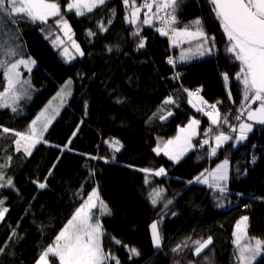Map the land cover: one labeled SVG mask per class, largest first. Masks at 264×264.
Segmentation results:
<instances>
[{"label": "trees", "instance_id": "1", "mask_svg": "<svg viewBox=\"0 0 264 264\" xmlns=\"http://www.w3.org/2000/svg\"><path fill=\"white\" fill-rule=\"evenodd\" d=\"M59 2L84 53L74 61L65 62L52 47L60 33L54 25L49 30L48 25L19 20L12 26L22 49L36 63L30 79L38 92L15 113L0 108V164L6 165L2 172L13 183L11 188H0V200L8 209L0 221V264H35L95 188L111 210L100 222L102 245L120 264H236L232 241L241 217L249 218L248 236L264 240V125L254 124L240 145L235 147V140H230L216 155L210 154L212 140L207 137L221 131L235 137L229 129L240 123L236 116L243 93L235 79L238 64L225 52L226 38L207 0H183L176 11L175 27L183 28L201 18L207 35L215 37L213 56L186 65L179 64L177 49L156 31L154 21L152 26L142 23L143 12L138 23L145 47L137 50L140 37L132 36L135 27L125 20L130 11L126 12L123 0H106L104 6L80 17L66 11L68 0ZM142 2L138 0V4ZM101 24L106 31L100 30ZM89 32L95 35L89 36ZM170 57L174 66L168 63ZM224 73L229 76L227 86ZM68 79L72 94L43 142L31 155L17 151L12 131L26 132ZM0 81L5 86L2 73ZM196 90L207 105L216 104L220 112L221 122L211 127L214 131L207 137L204 133L211 121L193 107L200 103L193 99L189 103L188 92ZM169 96L176 103L159 111ZM168 110L173 114L159 119ZM192 119L200 122L198 136L192 140V150L178 162L153 151L159 140L174 138ZM4 127L12 131L3 133ZM109 139L119 141V152L105 143ZM204 139L209 144L201 147ZM225 159L229 170L223 195L217 188L196 182L201 173ZM160 168L165 170L160 177L140 171ZM41 182L46 184L44 189L38 187ZM153 189L163 190L155 206L149 199ZM169 200L172 203L165 209ZM156 221L162 238L159 249L153 247L150 232ZM189 237L193 241L211 237L212 244L198 257L192 249L173 252ZM128 248L138 249L139 255L130 259ZM257 264H264V259Z\"/></svg>", "mask_w": 264, "mask_h": 264}, {"label": "snow or ice", "instance_id": "2", "mask_svg": "<svg viewBox=\"0 0 264 264\" xmlns=\"http://www.w3.org/2000/svg\"><path fill=\"white\" fill-rule=\"evenodd\" d=\"M126 12L130 11V15L125 16V20L135 30L132 32L133 37H140V13L142 9H147L143 13L144 25L152 26L153 21H159L160 26L156 28L161 36L167 37L173 47L179 46L182 43H187L189 48L182 50L180 61L187 62L193 58V55L204 56L211 55L215 49V37H209L204 30L203 21L201 18H196L183 28H177L178 23L176 11L183 3V0H143L138 4V0H123ZM211 6V12L218 22L223 36L226 38L225 52L232 59L233 63L238 64V71L235 74V79L239 82L242 88L243 99L239 114L236 116L238 121L239 133L233 137L231 135L220 132L215 136V146L210 148V154L216 155L217 149L221 148L230 140H235L240 143L248 138V133L253 130V124L264 125V0H207ZM106 0H68L66 11H74L77 17L84 16L86 13H91L95 8L104 6ZM155 9V11H153ZM164 13L163 16L160 13ZM56 18V19H53ZM19 20H25L33 24L39 23L48 25L49 30L54 25L57 29L62 31L69 40H71V27L68 20L64 18L61 11V4L59 0H0V73L3 75L7 86L4 87L0 81V108H10L12 112H17L20 100V93L23 91V85L29 84L27 80L21 79L20 68L31 72L32 65L35 61L31 58H23L20 46L12 43L13 39H18L11 35L9 40L3 37L9 35L4 32L7 22L19 23ZM52 20V24L49 21ZM111 23V20L108 21ZM101 31H106L103 24L99 25ZM44 29H42L43 31ZM89 36L95 35L93 32L88 33ZM48 38L47 36L45 37ZM63 44L59 36L53 41V46L56 47ZM76 51L83 55L79 46L72 41ZM137 50L145 47V40L140 37L136 45ZM194 49V53H193ZM111 51V49H109ZM62 56L65 57V62L74 57L69 56L67 47L63 48ZM19 57V58H17ZM168 63L174 64L172 58H169ZM179 78V74L176 75ZM226 86L229 82L227 73L223 74ZM71 81L66 82L64 88L53 97L52 101L45 107L44 110L34 119L26 132L12 131L7 127L2 129L3 133H9L17 137L14 141L16 150L20 151L23 147L26 155H31V150L35 148L36 144L43 142L44 132L47 131L49 125L59 115V109L65 102V97L70 95L68 87ZM19 86V87H18ZM185 91H187L185 89ZM197 92H188L189 97H196L199 100L200 106L196 107L198 112L204 113L212 125H218L221 122L220 112L216 104L207 105L205 101L198 96ZM231 98V93H229ZM59 100L58 105H54L53 101ZM176 101L171 97H167L161 109L164 111L165 105L175 104ZM189 103L192 100L189 99ZM219 103V102H217ZM253 104H258L253 108ZM87 107V105H85ZM171 110L167 111V115H160L159 119L165 120L167 116H171ZM156 115L155 113L153 114ZM246 117V121L242 120ZM227 123V121H224ZM199 121L192 119L186 127H181L178 135L174 140H169L163 145V149L159 145L153 149L158 155L163 150L164 154L170 160L178 162L179 159L189 151L194 145L192 138L197 135V128ZM214 131L209 128L204 135L207 137ZM231 131L236 132L237 127L231 126ZM75 135V133H73ZM114 152H119L122 145L119 141H105ZM209 144L208 139L202 140L200 146ZM235 146V144H233ZM96 159V157H92ZM11 160V157H8ZM255 162V158L253 159ZM6 165L0 164V188L13 187L11 178L5 177L2 169ZM228 161L225 159L217 168L211 173L213 183L210 187L217 188L221 195L226 191V181L228 180ZM145 173H151L155 176L165 174V170L160 168L157 171L150 169H142ZM51 174V173H49ZM46 179V178H45ZM198 183H207L204 178V173L196 178ZM33 183H37L33 181ZM145 183H149L148 176H145ZM191 183V182H190ZM40 189L46 187L45 183H38ZM162 189H153L149 193V199L153 206H155L161 199ZM172 203L167 201L164 205L165 209ZM4 201L0 200V221L4 220L5 213L8 211L3 207ZM99 207V215H111V210L100 200L98 192L93 189L87 195V199L76 209L74 214L64 228L55 237L52 245H49L40 255L37 264H55L58 259L59 264H110L115 261V264H120V261L110 251L106 252L102 245V238L104 232L98 219L93 218L92 210ZM175 215V213H172ZM248 217L243 216L237 222L233 232L234 257L236 264H257L259 259H264V240L248 236ZM15 231H13V236ZM152 244L154 248L161 247V237L158 229V222L151 224ZM11 239V237H10ZM190 241V242H189ZM115 243L120 244L119 240ZM212 244V238L208 237L206 240H191L189 237L181 245H178L173 252L180 253L185 249H192L194 256H199L201 252ZM127 248L128 246L125 245ZM3 249L0 248V252ZM129 258L138 256L139 251L136 248H128ZM195 264V261L190 262Z\"/></svg>", "mask_w": 264, "mask_h": 264}, {"label": "rangeland", "instance_id": "3", "mask_svg": "<svg viewBox=\"0 0 264 264\" xmlns=\"http://www.w3.org/2000/svg\"><path fill=\"white\" fill-rule=\"evenodd\" d=\"M150 2H151V0H150ZM145 11H147V9H142L141 12L144 13ZM16 24H17V23H12L11 21H8V22H7V26L4 28V32H5V33H8L9 35H5V36L3 37L6 41L9 40V38H10L11 35H14L15 37H17V35H16L14 29H12V26H14V25H16ZM69 26H70V25H69ZM71 30H72V29H71ZM58 36H59V37L61 38V40L63 41V44H59L58 46L54 47V46H53V41L56 39V38H55V39L52 41V47H53L55 50L59 51L60 53H62L64 47H67L68 50H69V56L74 57L73 59H69L68 62H72V61H74L77 57L82 56V55H80V54L76 51V48H75V47L73 46V44H72V41H75V44L79 46V44H78V43L76 42V40H74V38H73V32H72V31H71V40H69L67 37H65V35H64V33H63L62 31H60V33H59ZM209 37H210V36H209ZM12 43H14V44H18V45L20 46V51L22 52L23 58H25V59L31 58L32 60H34L31 56H29L28 54H26V52L22 49V46H21V43H20L19 39H13V40H12ZM188 48H189V45H188L187 43H182V44H180L179 46H176V47H175V49H177V51H178V54H177L176 58H177V61L179 62V64H181V65H186V64H188V63H190V62H192V61H194V60H201V59H204V58H207V57H211V56L214 55V53H215V49H216V48L213 49L211 55H208V54H206V55H204V56L193 55V58L190 59V60H188L187 62H181L180 59H179L180 56H181V52H182V50H186V49H188ZM79 49H80V51H81L80 46H79ZM81 52H82V51H81ZM193 53H194V49H193ZM61 55H62V54H61ZM17 58H19V57H17ZM35 66H36V63H35L34 65H32V70H33V68H34ZM19 70H20V72H21V79H22V80H27V81H29V82H30V85H29V84H25V85H23V91L20 93L21 98H20V100L17 102V104H18L17 110H18L19 108H21V107H24L26 104H29L30 101L33 99V97H34V96L37 94V92H38V88L35 87V86L32 84L31 79H30V74H31L32 70H31V72H28V71H26V70L23 68V66H21V68H20ZM223 79H224V78H223ZM68 81H71V80H70V79L66 80V81H65V82H64V83L58 88V91H57V92H56V93L50 98L49 101H52V100H53V97H55L56 94H57L58 92H60L62 88H64L66 82H68ZM224 83H225V81H224ZM228 84H229V82H228ZM225 85H226V84H225ZM6 86H7V82L5 81V86H4V87H6ZM18 87H19V86H18ZM2 91H3V90H2ZM68 91H70V93L72 94V81H71V83H70V85H69V87H68ZM71 94L65 97V102H64L63 106L60 107V109H59V114H60V112L63 110V108L65 107V105H66V101H67L68 98L71 96ZM193 100L195 101V103H197V104L199 103V100H198L196 97H193ZM49 101H48L47 104L42 108V110H44L45 107L49 104ZM53 103H54V105H58V104H59V100L53 101ZM193 104H194V103H193ZM257 106H258V105H257ZM257 106H256V107H257ZM252 107L255 108V106H252ZM8 109H10V108H8ZM42 110H40V111L38 112L37 116L40 114V112H41ZM37 116H36V117H37ZM36 117H35L34 119H36ZM57 117H58V115L55 117V119H54V120L52 121V123L49 125L48 129L50 128V126L53 124V122L56 120ZM242 120L246 121V117H243ZM240 122H241V121H240ZM246 122H248V123H252L251 121H246ZM31 123H32V122H31ZM31 123L29 124V126L31 125ZM187 125H188V124H186L184 127H186ZM238 125H239V124L236 125V127H237V131H236V132H232V131H231V128L229 129L231 133H234V134H235V136H237L238 133H239ZM253 125H254V124H253ZM29 126H28V128H29ZM198 127H199V126H198ZM48 129H47V131H48ZM179 130H180V128L178 129V132H177L176 136L178 135ZM47 131H46V132H47ZM46 132H44V135L46 134ZM221 132H222V131H221ZM219 133H220V132H218L217 134H214V135L211 136V137H207L208 139L211 138V140H212V145H211V147H214V146H215V136L218 135ZM224 133L230 135V133H227V132H224ZM250 133H251V132H249L248 134H250ZM44 135H43V137H44ZM176 136H175V137H176ZM197 136H198V128H197V135H195V136L192 138V140H193L194 138H196ZM175 137L172 138V139H170V140H174ZM112 140H115V139H109V140H107V141H112ZM167 141H169V140H167ZM167 141H165V140H159V143H158L159 147H160L161 149H163V145H164ZM241 143H243V141L240 142V143H236V142L234 141L235 147L238 146V145H240ZM38 144H39V143H38ZM38 144H36V146H37ZM15 146H16V144H15ZM36 146H35V147H36ZM211 147H210V148H211ZM192 148H193V147H192ZM192 148H191L189 151H191ZM33 149H34V148H33ZM33 149H32V150H33ZM20 150L24 151V150H23V147H21ZM32 150H31V152H32ZM120 150H121V149H120ZM189 151H187L183 156H185ZM160 153L164 154L163 150H162ZM164 155H165V154H164ZM165 156H166V155H165ZM183 156H182V157H183ZM166 157L168 158V156H166ZM182 157H181V158H182ZM181 158H180V159H181ZM168 159H169V158H168ZM180 159H179V160H180ZM169 160H170V159H169ZM171 161H173V160H171ZM173 162H174V161H173ZM220 164H221V163H220ZM216 168H217V166H216L215 168H213L212 170L207 171V172L204 174V178H206L207 181H208L207 183H198V184L203 185V186H206V187H210V185L213 183V179H212L211 173H212ZM228 170H229V163H228L227 171H228ZM161 176H162V175H161ZM158 177H160V176H158ZM226 182H227V181H226ZM212 188H213V187H212ZM95 189H96V191L98 192V189H97V188H95ZM98 195H99V192H98ZM99 198H100V196H99ZM100 200H101V198H100ZM92 213H93V218H94V220H95V219H98L99 222H101L102 216H104V215H99V207L93 209V210H92ZM156 222H158V221H156ZM100 224H101V223H100ZM158 229H159V223H158ZM102 230H103V228H102ZM235 230H236V228L234 229V231H235ZM150 232H151V226H150ZM151 237H152V236H151ZM160 237H161V236H160ZM233 239H234V237H233ZM161 244H162V238H161ZM38 260H39V259H38ZM35 264H37V262H36ZM55 264H59L58 259H56Z\"/></svg>", "mask_w": 264, "mask_h": 264}, {"label": "built area", "instance_id": "4", "mask_svg": "<svg viewBox=\"0 0 264 264\" xmlns=\"http://www.w3.org/2000/svg\"><path fill=\"white\" fill-rule=\"evenodd\" d=\"M160 15L161 16H163L164 15V13L162 12V13H160ZM154 24H155V29L157 28V27H159L160 26V23H159V21H156V20H154ZM170 58H172V57H170ZM173 59V58H172ZM169 60V59H168ZM173 61H174V59H173ZM170 64V63H169ZM172 66H174V64H171ZM176 75H177V73L175 74V77H176ZM194 92H197V90L196 91H194ZM200 95V91H198V96ZM193 99V97H191V100ZM193 101V100H192ZM200 105H197V107H199ZM200 114L202 115V116H204V117H207L206 115H204V113H202V112H200ZM209 124H210V127H215L214 125H212L211 124V122H209Z\"/></svg>", "mask_w": 264, "mask_h": 264}]
</instances>
